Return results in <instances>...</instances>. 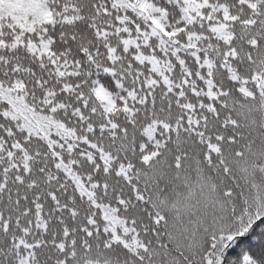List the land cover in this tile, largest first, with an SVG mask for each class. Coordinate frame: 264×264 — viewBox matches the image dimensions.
Wrapping results in <instances>:
<instances>
[{
	"label": "snow or ice",
	"instance_id": "obj_1",
	"mask_svg": "<svg viewBox=\"0 0 264 264\" xmlns=\"http://www.w3.org/2000/svg\"><path fill=\"white\" fill-rule=\"evenodd\" d=\"M0 264H264V0H0Z\"/></svg>",
	"mask_w": 264,
	"mask_h": 264
}]
</instances>
